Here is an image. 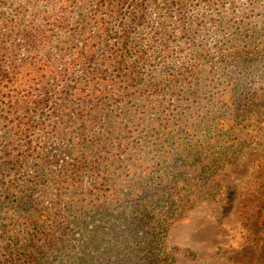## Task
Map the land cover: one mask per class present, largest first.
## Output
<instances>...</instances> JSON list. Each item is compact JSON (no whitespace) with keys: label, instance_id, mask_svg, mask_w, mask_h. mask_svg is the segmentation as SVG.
<instances>
[{"label":"trees","instance_id":"obj_1","mask_svg":"<svg viewBox=\"0 0 264 264\" xmlns=\"http://www.w3.org/2000/svg\"><path fill=\"white\" fill-rule=\"evenodd\" d=\"M247 1L0 0V264H164L171 227L264 134V0ZM51 139L74 154L47 172Z\"/></svg>","mask_w":264,"mask_h":264},{"label":"rangeland","instance_id":"obj_2","mask_svg":"<svg viewBox=\"0 0 264 264\" xmlns=\"http://www.w3.org/2000/svg\"><path fill=\"white\" fill-rule=\"evenodd\" d=\"M234 3L237 11L248 6L247 0ZM259 11L254 9L252 15ZM150 18L158 20L153 12ZM175 62L173 70L180 68ZM254 136L236 160L215 175L211 198L197 199L171 227L163 247L164 264H258L264 248V134ZM73 154L71 147L49 140L44 153L47 172Z\"/></svg>","mask_w":264,"mask_h":264}]
</instances>
